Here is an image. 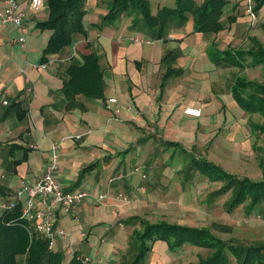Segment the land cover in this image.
<instances>
[{
    "label": "crops",
    "instance_id": "0c3cea01",
    "mask_svg": "<svg viewBox=\"0 0 264 264\" xmlns=\"http://www.w3.org/2000/svg\"><path fill=\"white\" fill-rule=\"evenodd\" d=\"M27 1L18 0L27 28L23 47L13 40L14 25L0 23V150L4 149L0 200L19 179H36L55 140L57 182L65 190L84 189L88 195L73 213H57L56 223L66 236H56L52 249L62 252L63 264L72 255L88 256L91 251L105 262L86 264H108L111 252L119 248H103L104 230L123 222L119 216L140 225L143 220L173 219L177 206L188 207L189 196L195 194L190 190L196 186L193 183L207 182L194 159L225 167L255 148L246 113L230 92L238 65L215 62L209 54L222 49V40L236 30L192 31L188 15L185 21H171L169 31H157L156 26L144 24L136 11H122L103 22L110 0H80L85 33L74 34L55 52L44 53L51 30L39 29L35 22L47 15L45 0L39 10ZM151 1L152 13L162 5H173V0ZM235 3L226 15L234 14ZM133 36L141 40H132ZM88 52L96 55L101 69V95L78 94L84 108L66 109L60 90L66 66L80 62ZM26 86L32 90L24 91ZM186 105L198 107L199 115L184 113ZM133 167L137 169L131 171ZM199 188H195L198 193ZM100 192L105 196L95 205L93 196ZM203 205L210 209L204 200ZM173 221L208 226L181 218ZM153 244L164 246L157 239L149 251Z\"/></svg>",
    "mask_w": 264,
    "mask_h": 264
},
{
    "label": "trees",
    "instance_id": "16d2710c",
    "mask_svg": "<svg viewBox=\"0 0 264 264\" xmlns=\"http://www.w3.org/2000/svg\"><path fill=\"white\" fill-rule=\"evenodd\" d=\"M228 0H173L172 6L162 5L154 13L150 11L148 0H110L103 22H109L122 11H136L144 24L156 26L161 31L168 18L182 22L188 15L192 18V28L195 31L216 32L222 27L220 14ZM253 10L257 11L264 0H254ZM47 15L35 22L39 29H50L49 37L43 48L44 53L55 52L61 46L69 43L74 34H84L82 25L83 9L80 0H45ZM228 17L231 18V15ZM264 27V23L262 24ZM215 62L242 65L246 57L251 62L261 61L263 50L251 49H213L209 52ZM166 62L165 56L162 58ZM60 90L64 99V107L84 108L78 94L100 96L102 92V73L94 53H84L80 62H70L66 66V77ZM232 97L246 111L259 112L264 117V86L254 80L236 75L230 85ZM251 127L260 128L264 132V123H252ZM200 172L208 178L228 176V182L233 184L231 202L242 200L248 202V207L262 205L264 216V169L261 178L235 176L223 170L219 165L206 159H194ZM211 228L219 231H229L230 225L211 221ZM210 226H192L166 220L141 221L140 228H134L135 246L138 248L136 257L130 264H138L139 255L145 254L154 240H165L170 248L183 243H196L211 248V252L203 259L191 264H226L224 251L232 254L242 253V262L250 263L254 256L260 253L263 245H243L230 238H221L214 234ZM21 255V264H63L61 251L48 249L44 237L38 232H28L23 219L19 217V206L0 212V264H18L16 256ZM64 264H80L72 255ZM259 264V260L255 262Z\"/></svg>",
    "mask_w": 264,
    "mask_h": 264
},
{
    "label": "rangeland",
    "instance_id": "374dc122",
    "mask_svg": "<svg viewBox=\"0 0 264 264\" xmlns=\"http://www.w3.org/2000/svg\"><path fill=\"white\" fill-rule=\"evenodd\" d=\"M196 1L198 2L199 0ZM160 2L166 3L168 1L161 0ZM234 2H236L233 11L235 15L232 13L226 15L229 5H233L231 3ZM231 3L223 6L220 17H224V20L219 18L222 22V27L217 31L226 30V28L236 31L224 43L222 40V49L218 50L241 48L264 51V27L262 26L264 23V2L253 18L245 11L246 0H232ZM251 4L254 5L255 1L252 0ZM150 5L151 8L154 7V3L151 0ZM229 15H231V18L228 17ZM173 20L175 19L169 18L165 22L162 31H169V24ZM208 33L214 32L208 31ZM261 57V61L257 62H251V58L246 57V62L239 65L238 68L240 76L255 80L256 82L258 80L264 86V54ZM242 111L246 113L249 136L253 144H255V148L244 151L241 157L230 162L228 166L225 165L224 167L220 164L219 166L235 176H245L252 179L261 178L264 169V132L260 128L251 127V122L263 124L264 117L259 112ZM5 150L7 149L5 148ZM3 152L4 149L2 148L0 156H2ZM199 173L205 177L207 182L199 180L193 183L196 186L191 187L190 190L195 194L189 196L190 202L188 203V207L177 206L171 213V217L173 219H184L186 223L194 225L203 224L210 226L211 221L230 225L229 231H219L211 228V226L210 228L214 234L221 238H230L238 244L263 245V247L250 263L242 262V253L232 254L225 250L224 259L226 264H255L257 260H259V264H264V216L261 214V203L253 208L248 207L246 200L233 203L231 202L234 193L233 184H227L229 180L228 176L208 178L204 173L200 171ZM204 182L206 183L203 184ZM196 187H200L199 193L195 190ZM203 200L210 207L209 210L203 205ZM118 218L123 219V222L116 221L111 229L106 228L104 230L106 241L103 244V248H107V250L113 247L119 248L118 251L111 252V259L108 264H130L138 253V248L134 243L135 232L133 229L135 227L137 229L140 228V221L123 216H119ZM173 219L168 221L176 222ZM154 220L151 219L149 221ZM96 241L98 242V237ZM163 243V247L160 244H153L151 251L148 250L145 254L139 255L138 264H191L205 258L212 250L209 247L196 243H184V245L182 244L174 248H170L165 240H163ZM90 256L96 258L98 254L91 251L88 257ZM16 260L18 264H21V255H17Z\"/></svg>",
    "mask_w": 264,
    "mask_h": 264
},
{
    "label": "built area",
    "instance_id": "2783aa9c",
    "mask_svg": "<svg viewBox=\"0 0 264 264\" xmlns=\"http://www.w3.org/2000/svg\"><path fill=\"white\" fill-rule=\"evenodd\" d=\"M28 5L37 10L42 7L43 0H28ZM252 0H246L245 11L253 18L255 11L253 10ZM23 11L18 7V0H4V5L0 7V23H12L17 31L14 41L24 46V35L27 30L26 25L22 21ZM132 40H141L138 36H133ZM146 42L148 39H143ZM33 67L38 66L32 65ZM39 66L44 67V63ZM32 90L31 86H26L24 91ZM108 100L113 101L114 97ZM5 103V100H2ZM182 111L186 114L197 116L200 109L195 106L186 105ZM57 143L55 140L50 142L49 157L43 168L35 180L28 182L25 179H19L12 189V192L5 198L0 200V212L19 206V217L24 220L28 232L40 233L45 241L46 247L52 249L56 236L65 237L66 231L56 223L57 213H73L75 205L88 192L84 189L65 190L56 180L55 171L58 164ZM133 167L132 170H136ZM119 176V173L116 174ZM142 176H144L142 174ZM104 193L100 192L93 196L94 204H99ZM64 250H68L64 247ZM80 264L86 263H104L102 258L90 259L88 256H75Z\"/></svg>",
    "mask_w": 264,
    "mask_h": 264
}]
</instances>
